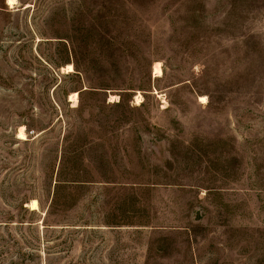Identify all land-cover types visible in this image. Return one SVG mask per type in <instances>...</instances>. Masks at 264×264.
<instances>
[{
  "label": "rangeland",
  "instance_id": "1",
  "mask_svg": "<svg viewBox=\"0 0 264 264\" xmlns=\"http://www.w3.org/2000/svg\"><path fill=\"white\" fill-rule=\"evenodd\" d=\"M0 264H264V0H0Z\"/></svg>",
  "mask_w": 264,
  "mask_h": 264
},
{
  "label": "bare ground",
  "instance_id": "2",
  "mask_svg": "<svg viewBox=\"0 0 264 264\" xmlns=\"http://www.w3.org/2000/svg\"><path fill=\"white\" fill-rule=\"evenodd\" d=\"M6 3L8 6H14L16 4V0H6ZM70 67V66H69ZM155 73H158L160 75V69L158 67V65L155 67ZM75 96V95H74ZM73 96V97H74ZM75 98V97H74ZM20 137L23 136V134L20 132L19 134ZM31 206L32 208H36V202L35 201H32L31 202ZM33 210V209H32Z\"/></svg>",
  "mask_w": 264,
  "mask_h": 264
}]
</instances>
